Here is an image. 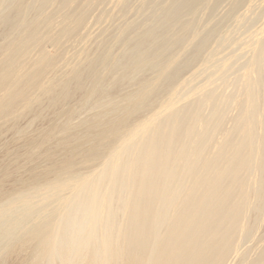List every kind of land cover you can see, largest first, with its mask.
<instances>
[{"label":"bare ground","instance_id":"bare-ground-1","mask_svg":"<svg viewBox=\"0 0 264 264\" xmlns=\"http://www.w3.org/2000/svg\"><path fill=\"white\" fill-rule=\"evenodd\" d=\"M255 2L0 0V264L226 262L264 203Z\"/></svg>","mask_w":264,"mask_h":264},{"label":"rangeland","instance_id":"rangeland-1","mask_svg":"<svg viewBox=\"0 0 264 264\" xmlns=\"http://www.w3.org/2000/svg\"><path fill=\"white\" fill-rule=\"evenodd\" d=\"M257 2H258V0H257ZM257 2H255L256 3V6H257ZM259 4V3H258ZM255 10V9H254ZM254 10H250V12H252V14L254 13V15H256V12H254ZM261 10V9H260ZM255 11H257V10H255ZM258 11H259V9H258ZM258 11H257V16L258 15H260V20H258V22H259V24H258V22H256L257 23V25H259V26H261V15H262V11H261V14H258ZM260 12V11H259ZM248 13H249V11H248ZM248 13H246V17H248L249 15H248ZM248 15V16H247ZM254 15H250V17H251V19H253V16ZM250 17H248V18H250ZM255 17V16H254ZM258 19H259V17H258ZM255 20H257V19H254V22H252L251 24H253V26H254V23H255ZM251 26V25H250ZM251 27V29H250V31H253V30H255L254 29V27ZM255 27H256V24H255ZM253 29V30H252ZM256 29H257V27H256ZM229 48H232L231 50H232V52L235 54V56H234V54H227V50L229 49ZM223 54H222V56L224 57V58H227V57H229V56H232L233 58H232V62H231V68H229V70H228V72L225 74L226 75V77L224 76V79H225V81L226 82H224L225 84H228V86H226L225 87V84L222 82V80H224V79H220L221 81H219V80H217L219 77L217 76V73H215V74H213L212 75V77H213V79L214 80H217V81H219V82H215L214 84H212L210 87H211V89H212V87H213V90L212 91H210L213 95H214V97L215 98H213L212 99V101L210 102V105L209 106H207V108H211L210 110L211 111H213V108H214V106L216 105V104H218L217 103V101H218V98L220 99L223 95H233L237 90H238V85L236 84L237 83V81H238V78H239V73H241V71H242V69H243V67H244V65H243V63H246V62H248V61H246V58H244V57H242L243 55H245L246 56V54L248 55L250 52H243V55H242V52L240 51V50H234L235 48L233 47V46H231V47H229ZM234 48V49H233ZM229 51H230V49H229ZM228 51V52H229ZM236 52V53H235ZM250 57L252 56V53H250V55H249ZM249 56H247V57H249ZM224 58H222V59H224ZM249 60V59H248ZM244 61H246V62H244ZM222 70V69H221ZM237 70H238V72H237ZM235 73V74H234ZM236 73L238 74L237 76H236ZM232 76H234V77H232ZM203 76V75H202ZM202 76H201V78L199 77L197 80H196V83H194V84H197V83H202L205 79H206V74H205V78L203 77L202 78ZM235 76H236V80H235ZM260 80H261V82H262V76H261V78H260ZM220 82H222L223 83V85H224V90L223 89H221L220 88V86H222V84L221 85H219L220 84ZM230 82V83H229ZM263 82H264V79H263ZM219 83V84H218ZM231 84V85H230ZM230 85V86H229ZM218 86V87H217ZM215 87V88H214ZM260 87H261V89H262V86H261V84H260ZM220 88L221 90H218V89ZM209 89V88H208ZM207 89V91L209 92V90ZM215 89H217L216 91H215ZM227 89H228V91H227ZM233 89V90H232ZM260 89V88H259ZM225 90H226V92H225ZM232 90V91H231ZM264 90V89H263ZM263 90H262V92H263ZM217 91H218V93L219 94H217ZM261 91V90H260ZM262 92L259 94L260 95V98H264V96H262ZM208 93H206V95H207ZM205 95V96H206ZM213 95H212V97H213ZM264 95V94H263ZM217 97V98H216ZM217 100V101H216ZM215 101H216V103H215ZM233 102H231V101H229L228 103H226V104H223L222 105V107H221V109L222 108H224V109H226V106H227V113H228V115H227V117H225L226 119H224V121H223V124H221V126L223 125V127H224V125H225V123L224 122H227L226 123V125H225V127L224 128H230L231 127V125H232V123H233V119H232V116H234V113H235V104L233 103V107H232V109H231V104H232ZM214 104V105H213ZM225 105V106H224ZM223 109V110H224ZM233 111V114H231L232 112H231V110ZM211 111H209L208 109H204L203 110V118H205V119H209L210 117H209V115H211L212 113H211ZM226 111V110H225ZM226 113V112H225ZM232 119V120H231ZM227 120V121H226ZM222 127V128H223ZM259 135H262L263 137H264V133L263 132H260L259 133ZM263 186H264V184L261 186V188H259V190H262V188H263ZM264 189V188H263ZM263 195H264V190H263ZM262 205V204H261ZM261 205H257L256 204V207L257 206H259V207H254L255 206V204H254V206L253 207H251L250 208V210L248 211L249 212V214H247L246 213V216H245V222H246V219H247V223L249 222L250 223V226L251 225H253L252 223H251V218L252 217H254V222L256 223V221H258V224L256 225V226H253V229L255 228L256 230H258V231H256L255 229V233H254V230L252 229V232H251V228L249 227H247L243 232L245 233V235L247 236L246 238H245V235H244V233L242 234V231H241V234H240V232L236 235V242H235V247L233 248V249H231L229 252H228V254H231L230 256H228L227 255V258H226V262L224 263V264H237L238 263V260H237V258L239 259L240 257H242V258H247L248 260H249V262H247V259H246V261L244 262V264H251V262H253V260L255 261V258L257 257V256H255V255H257V253H258V259L257 260H259V258H260V256H261V252L260 251H262L263 250V254H262V256L261 257H264V249H263V245H264V238H263V236H264V230L262 231V229H264V203H263V207L261 206ZM256 208V210H258V211H260V212H256V211H254V209ZM262 208V209H261ZM261 209V210H260ZM252 214H251V213ZM254 212V213H253ZM259 214H262V215H259ZM259 215V216H258ZM256 216H258V217H260L259 219L256 217ZM262 218H263V220H262ZM250 219V220H249ZM255 219H256V221H255ZM263 222H262V221ZM260 221V222H259ZM248 223V224H249ZM261 225V227H259L258 228V225ZM263 224V225H262ZM255 225V224H254ZM259 225V226H260ZM246 226H247V224H246ZM249 226V225H248ZM252 227V226H251ZM262 228V229H261ZM260 229H261V231H260ZM262 234H261V233ZM251 233V234H250ZM253 233V234H252ZM260 233V234H259ZM241 235H242V237H241ZM239 236L241 237V238H239ZM255 236H257V237H255ZM238 237V238H237ZM254 237V238H253ZM243 238H244V240H243ZM262 238H263V244H262V249H261V247H260V244L259 243H257L258 241H257V239L258 240H260L259 242H261V240H262ZM241 239V240H240ZM251 239V240H250ZM255 239H256V241H255ZM237 240L238 241H240V242H244V244H241L240 242L238 243L237 242ZM254 241V242H253ZM249 242V243H248ZM254 243L256 244V245H254ZM262 243V242H261ZM238 244V245H237ZM250 244V245H249ZM258 244H259V247H258V249L256 248L255 249V246H258ZM240 248V250H241V254L242 255H240V250L238 251L239 253H236V250L237 249H239V248H237V246ZM248 245V246H247ZM254 247V248H253ZM243 249V250H242ZM244 249H245V251H244ZM255 249V251H252V250H254ZM257 250H260V251H257ZM250 252V255H253L254 253V255H253V260H252V258H250V256H248L247 257V254H249V252ZM248 252V253H247ZM257 252V253H256ZM260 252V253H259ZM245 253H247V254H245ZM238 254V255H237ZM237 256V257H236ZM252 260H250V259ZM241 259V258H240ZM257 260L254 262V263H256L257 262ZM260 260H263V258L261 259L260 258ZM228 261H230V263H227ZM251 261V262H250ZM242 262V261H241ZM239 264H241L240 263V261H239ZM242 264H243V262H242ZM253 264V263H252Z\"/></svg>","mask_w":264,"mask_h":264}]
</instances>
